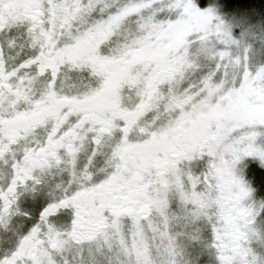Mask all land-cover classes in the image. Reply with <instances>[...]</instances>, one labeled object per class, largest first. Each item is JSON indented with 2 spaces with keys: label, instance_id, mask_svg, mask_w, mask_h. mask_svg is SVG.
<instances>
[{
  "label": "snow or ice",
  "instance_id": "obj_1",
  "mask_svg": "<svg viewBox=\"0 0 264 264\" xmlns=\"http://www.w3.org/2000/svg\"><path fill=\"white\" fill-rule=\"evenodd\" d=\"M0 264H264V0H0Z\"/></svg>",
  "mask_w": 264,
  "mask_h": 264
}]
</instances>
